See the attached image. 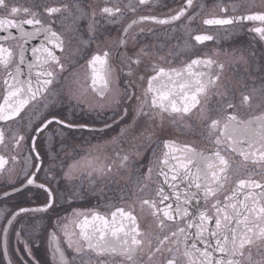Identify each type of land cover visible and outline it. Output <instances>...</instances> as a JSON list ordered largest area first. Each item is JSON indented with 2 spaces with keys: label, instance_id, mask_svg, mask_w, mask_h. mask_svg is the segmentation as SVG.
Instances as JSON below:
<instances>
[{
  "label": "snow or ice",
  "instance_id": "6c2138e0",
  "mask_svg": "<svg viewBox=\"0 0 264 264\" xmlns=\"http://www.w3.org/2000/svg\"><path fill=\"white\" fill-rule=\"evenodd\" d=\"M155 3L128 0L122 7L120 0H103V6L99 0H51L21 7L11 0H0V71L4 74L0 145L10 140L16 151L10 158L0 154V175L6 171L16 175L21 186H31L29 191L35 189L34 198L41 201L37 207H19L7 214L0 210L5 255L10 229L25 253L32 255L22 228L14 227L19 223L17 218L27 213L56 212L55 205L63 195L54 186L58 184L55 167L47 171L41 167L37 137L47 130L49 143H54L56 137L63 138L64 128L88 127L55 111L34 127L29 120L27 138L10 123L22 119L21 113L40 99L45 100V109L61 103L53 85L65 70L69 54L80 51V47L72 48L73 37H80L79 45L89 48L102 20L117 25L131 14L133 18L116 37L95 44L81 66L83 72L71 74L77 87L67 94L69 103L88 102L92 95L99 102L95 107L111 108L115 119L104 127L115 124L117 134L70 164L63 177H82L94 184L97 179L127 170L143 151L169 134L164 127L168 117L173 122L195 117L214 147L201 149L195 143L162 139L164 151L158 155L153 151L155 169L150 162L143 182H137L141 212L146 206L152 224L141 226L135 204L116 207L109 214L73 209L59 218L57 230L49 234L53 259L57 264H71L63 242L72 250V260L80 264H264V110L247 117L240 114L241 106L252 108L257 89L230 90L226 63L219 54L195 56L180 66L153 61V53L135 43L137 36L145 34L146 24L177 27L180 22L185 36L196 44L216 39L210 32L194 34L191 25L203 7L197 0H183L178 9L165 16L137 15L139 7ZM217 7L218 13H207L199 24L239 28L264 40V0L259 4L230 0ZM84 34L88 39H83ZM184 44L186 48L192 46L188 40ZM239 59L249 64L243 56ZM256 70L264 71V65ZM118 71L125 77L124 89L120 88ZM139 72L144 75H137ZM133 77L144 85L140 95L132 90L136 86ZM260 91L264 102V84ZM133 99L134 107L130 103ZM26 145L30 151L21 153ZM109 145L111 156L107 154ZM21 157L24 164L17 173L15 166ZM49 158L55 159L51 151ZM10 160L12 166L7 167ZM154 171L157 179L153 183ZM38 174H43V179ZM9 182L14 192L21 191L14 180ZM145 194L151 198H143ZM4 195L10 197L12 193L5 191ZM17 264L27 261L21 257Z\"/></svg>",
  "mask_w": 264,
  "mask_h": 264
},
{
  "label": "flooded vegetation",
  "instance_id": "af4514ba",
  "mask_svg": "<svg viewBox=\"0 0 264 264\" xmlns=\"http://www.w3.org/2000/svg\"><path fill=\"white\" fill-rule=\"evenodd\" d=\"M12 3L21 7H35L38 3H48L51 0H11ZM128 0H120L123 7ZM135 2V0H134ZM259 4L260 0H237L238 4L248 3ZM100 6H103V0H99ZM183 3V0H156V3L150 7H139L137 15H158L165 16L170 10L178 9ZM230 0H197V5H202V9H198L200 15L192 22L191 27L195 30L194 34L210 32L215 35L214 41H206L204 44H196L191 37H186L183 25L177 22L180 26H160L153 24L145 25V34L136 37V45L144 46L148 51L153 53L152 60L165 64L171 63L173 66H180L183 61L195 56L215 57L219 54V59L226 63V75L229 78V88L232 91H246L252 87L257 89L252 101V108L241 106L240 114L242 117H247L253 114H259L264 110V102H262L261 85L264 84V71H257L260 65H264V40L258 36L250 34L239 28L227 29L212 26H203L199 24L202 16L209 12H219L218 4H229ZM131 14L124 16L120 24L111 25L101 21V27L96 33V40L89 48H84L79 45L80 37L72 38V48L80 47L78 53H70L65 61V70L59 74L57 82L53 85V90L57 93V98L61 101L58 105H49L44 108V99L29 105L24 112L21 113L22 119L18 118L16 122H11L10 127L13 130H19L26 136H30L27 129L29 120L32 121L33 127L39 123L45 115L55 111L62 116L74 121L77 124H86V128L63 129V138L56 137L54 143H49L47 130L46 133H41L36 139V151H38L43 160L41 167L47 171L50 167H55L58 184L54 185L59 188L62 193V198L58 199L56 212L49 210L48 213H27L18 217L19 223L14 224L15 228H22L23 239L27 241L31 248L32 255L28 256L23 245L20 244L13 235L12 230H9L8 237V254L3 252L2 238H0V264H17L21 257L27 261V264H57L53 259L52 250L49 243V234L56 231L57 222L61 216L71 213L73 209L83 211H97L103 214H109L119 206H127L135 204L136 213L138 214L141 226L152 224V219L149 210L145 206L141 212L139 200L141 196L138 192L137 182H143L142 178L146 174L147 167L150 165L155 169V157L153 151L158 155L163 149L162 139H175L178 143H195L201 149H212L214 145L210 143L205 136L206 130L202 125L198 124L195 117L184 121L177 120L173 122L171 117L166 118L164 127L169 134L160 137L156 141V145L142 152L141 156L127 169L121 170L118 174L99 180L94 184H89L87 179H65L63 172L74 161L80 160L87 156L90 149L97 144H105L117 134L118 128L115 124L111 128H105V124H112L113 117L112 109L105 107L103 109L95 107L98 100L89 95L88 102H82L77 105L74 101L69 103L67 94L70 89H75L77 85L73 82L72 73L83 72L81 68L89 53L95 48V44L103 43L106 38H114L130 19ZM148 28L152 29L148 33ZM83 39H88L87 34L83 35ZM185 40H188L192 45L190 48L185 47ZM32 43H37L33 41ZM115 55V50H113ZM228 53L229 56L224 54ZM255 54L253 58L252 54ZM59 54V53H58ZM243 56L249 61L245 64L239 59ZM159 57H164L163 61H159ZM115 63V60H113ZM137 75H144L143 72ZM120 88H125V77L119 74ZM136 86L133 87L136 95H140L142 87L141 81L133 77ZM4 74L0 71V95L4 92ZM235 86V87H233ZM51 99V97H49ZM126 99V97H125ZM238 100V97H237ZM215 98H213V103ZM135 106V99L131 102ZM89 104L93 107H89ZM119 109H117L118 111ZM50 128L53 126L50 125ZM54 135V133H53ZM159 136V133H158ZM21 153H28L30 148L26 145L19 150ZM50 151L55 154V159L49 158ZM0 154L5 157H11L16 154L13 149L12 141H6L5 145H0ZM109 156L112 155L111 146H108ZM31 163L35 164V160ZM24 160L21 157L20 162L15 166L16 172L19 173L23 166ZM11 160L7 167H11ZM39 179H43V174H38ZM155 171L152 181H156ZM10 180H14L16 186L21 187V191L14 192ZM28 187H22L20 179L11 173L5 172L0 175V210H5L6 214L10 211H17L19 207L34 208L40 205L41 201L34 198L35 189L29 191ZM12 193L10 197H6L4 192ZM135 193L136 195H133ZM143 198H151L150 194H145ZM42 199V198H41ZM154 227V225H153ZM0 228H3V223L0 222ZM61 246L65 248L66 255L71 264H80L79 260L73 261V252L67 249L63 242ZM20 248L17 252L16 249Z\"/></svg>",
  "mask_w": 264,
  "mask_h": 264
}]
</instances>
